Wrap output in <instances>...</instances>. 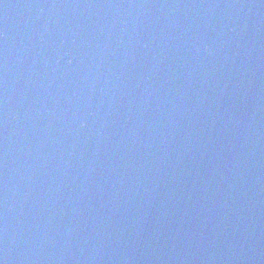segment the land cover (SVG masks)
<instances>
[{"label":"water","instance_id":"1","mask_svg":"<svg viewBox=\"0 0 264 264\" xmlns=\"http://www.w3.org/2000/svg\"><path fill=\"white\" fill-rule=\"evenodd\" d=\"M0 264H264V0H0Z\"/></svg>","mask_w":264,"mask_h":264}]
</instances>
